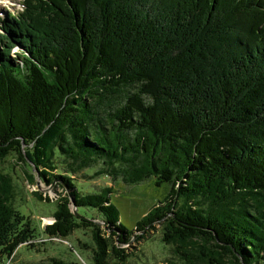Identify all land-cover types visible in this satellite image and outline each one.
Wrapping results in <instances>:
<instances>
[{"label": "trees", "instance_id": "16d2710c", "mask_svg": "<svg viewBox=\"0 0 264 264\" xmlns=\"http://www.w3.org/2000/svg\"><path fill=\"white\" fill-rule=\"evenodd\" d=\"M20 5L0 20V161L13 156L63 189L42 234L87 232L92 264H113L159 224L183 264H264V0ZM90 169L169 190L127 230L111 186L77 189ZM12 191L0 179V264L37 238Z\"/></svg>", "mask_w": 264, "mask_h": 264}, {"label": "rangeland", "instance_id": "374dc122", "mask_svg": "<svg viewBox=\"0 0 264 264\" xmlns=\"http://www.w3.org/2000/svg\"><path fill=\"white\" fill-rule=\"evenodd\" d=\"M23 0H0V20L8 13H16L22 10L20 5ZM1 30V25H0ZM10 42V41H9ZM12 44L10 57L19 62L15 56L20 52V46L15 42ZM3 44H0L2 52ZM3 50H7L4 48ZM94 170H86L79 177L74 178L77 189L85 193H97L104 187L111 186L109 195L111 203L116 207L121 224L131 230L134 225L147 214L155 205L162 202L166 197L169 184L163 183L156 187L153 179H148L137 184L129 185L121 181L112 182L107 176L88 178L84 174L92 175ZM35 174L33 181L30 179ZM6 179L12 188L10 208L19 211L28 218L29 223L35 230L37 238L29 246V240L20 244L15 256L9 264H52V259L63 261H77L79 264H92L91 250L93 244L90 236L84 231H74L65 239L47 237L42 234V229L53 223L52 212L58 198L63 195V189L57 182L47 186L40 181L36 171L30 165L18 161L13 156H8L0 161V179ZM49 198V202L40 200ZM79 213L87 219L94 218L100 222L98 214L92 209L81 208ZM139 235L138 233H134ZM144 237L136 241L132 239L128 244L119 246L128 255L126 262L113 264H183L182 260L175 254L174 247L161 243V229L155 224L153 230L147 231Z\"/></svg>", "mask_w": 264, "mask_h": 264}, {"label": "water", "instance_id": "95a60500", "mask_svg": "<svg viewBox=\"0 0 264 264\" xmlns=\"http://www.w3.org/2000/svg\"><path fill=\"white\" fill-rule=\"evenodd\" d=\"M38 176V175H37ZM71 212H72V214H74V215H76L77 213H76V207H75V205H74V203H73V200H72V202H71Z\"/></svg>", "mask_w": 264, "mask_h": 264}]
</instances>
